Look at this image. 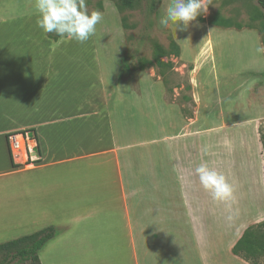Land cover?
<instances>
[{"label":"crops","instance_id":"crops-1","mask_svg":"<svg viewBox=\"0 0 264 264\" xmlns=\"http://www.w3.org/2000/svg\"><path fill=\"white\" fill-rule=\"evenodd\" d=\"M37 29L0 20V208L14 221L0 244L55 227L41 264H250L232 251L252 220L234 229L231 207L195 174L202 163L216 170L209 129H198L202 59L174 40L180 56L162 62L188 83L168 87L163 72L128 70L124 52L109 67L96 40L54 41ZM28 129L42 161L14 168L7 136Z\"/></svg>","mask_w":264,"mask_h":264},{"label":"rangeland","instance_id":"rangeland-1","mask_svg":"<svg viewBox=\"0 0 264 264\" xmlns=\"http://www.w3.org/2000/svg\"><path fill=\"white\" fill-rule=\"evenodd\" d=\"M35 2L0 0V20L17 17L22 18V26H37ZM150 2L133 0L130 8H123L121 0H86L89 13L99 10L104 17L89 39L97 41L102 62L109 67L117 68L124 52L122 61H126V68L133 66L140 71L141 60L153 61L157 48L169 50L174 40L182 45L187 59H202L197 79L201 96L198 129H209L203 135L211 138L209 146L214 147L212 161L216 171L233 185V228L251 220L249 227L257 226L264 222V53L256 52L258 46H264V11L257 0H211L206 14L197 17L187 30H180L182 25L176 30L171 22L168 27L160 24L168 0H160L155 11L150 10ZM37 34L43 38L39 27ZM187 66L182 68L186 72L194 69ZM156 72L164 73L168 87L188 83L186 77L169 69L156 68ZM150 120L148 137H157L156 121ZM166 147L170 184L175 185ZM179 203L180 198L173 200L174 205ZM11 211L6 213L7 218ZM4 217L0 208V230H13L14 221ZM256 262L264 264V257Z\"/></svg>","mask_w":264,"mask_h":264},{"label":"clouds","instance_id":"clouds-1","mask_svg":"<svg viewBox=\"0 0 264 264\" xmlns=\"http://www.w3.org/2000/svg\"><path fill=\"white\" fill-rule=\"evenodd\" d=\"M211 0H168L160 24L168 27L171 22L180 30H187L197 17L208 11ZM35 8L39 14L36 21L37 27L44 34L54 33L61 39L75 40L85 43L96 32V26L102 22L103 13L93 10L89 13L86 0H36ZM257 53H264V46L256 48ZM203 152L208 154L207 146ZM202 187L210 193L214 201L225 203L234 201V188L227 177L208 167L206 163L200 164L195 169ZM231 219V216H229Z\"/></svg>","mask_w":264,"mask_h":264},{"label":"trees","instance_id":"trees-1","mask_svg":"<svg viewBox=\"0 0 264 264\" xmlns=\"http://www.w3.org/2000/svg\"><path fill=\"white\" fill-rule=\"evenodd\" d=\"M150 1V10L155 11L160 4V0ZM257 1L259 7L264 11V0ZM121 4L123 8H130L133 5V0H121ZM220 27L230 28V26ZM47 35L54 41L61 39L54 33ZM171 56L176 58L180 56V49L174 41L171 42L169 50L158 47L153 61L141 60V69L153 68L156 70L158 68L172 70L174 65L171 62H162L163 58ZM124 64L127 65L126 61L123 62ZM130 71H135V68L131 66ZM60 234L61 232L55 227H49L32 235L0 244V264H41L39 257L41 251ZM232 253L250 264H257L256 260L264 257V222L257 226L249 227L234 246Z\"/></svg>","mask_w":264,"mask_h":264},{"label":"built area","instance_id":"built-area-1","mask_svg":"<svg viewBox=\"0 0 264 264\" xmlns=\"http://www.w3.org/2000/svg\"><path fill=\"white\" fill-rule=\"evenodd\" d=\"M10 160L14 168L31 167L42 161L35 130L28 129L7 136Z\"/></svg>","mask_w":264,"mask_h":264}]
</instances>
